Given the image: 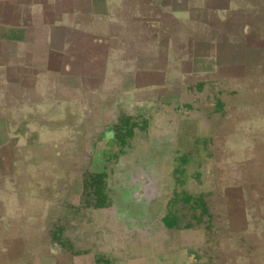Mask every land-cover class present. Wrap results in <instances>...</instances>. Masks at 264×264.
Segmentation results:
<instances>
[{
	"label": "crops",
	"instance_id": "crops-1",
	"mask_svg": "<svg viewBox=\"0 0 264 264\" xmlns=\"http://www.w3.org/2000/svg\"><path fill=\"white\" fill-rule=\"evenodd\" d=\"M187 112L264 264V0H0V264H93L124 137Z\"/></svg>",
	"mask_w": 264,
	"mask_h": 264
},
{
	"label": "rangeland",
	"instance_id": "rangeland-1",
	"mask_svg": "<svg viewBox=\"0 0 264 264\" xmlns=\"http://www.w3.org/2000/svg\"><path fill=\"white\" fill-rule=\"evenodd\" d=\"M195 116L187 112L164 141L138 144L124 137L123 156L108 164L115 173L108 176V184L116 182L121 190L106 192L108 208L100 213L107 219L106 252L96 251L91 263L241 264L243 253L256 247L249 228L239 225L237 211L228 206L233 196L221 189V178L210 165L214 147L205 142L210 122ZM117 129L124 136L131 128L127 124ZM137 130L143 141L148 129ZM259 154L264 155V144ZM252 169L247 171L250 177H263L264 166L263 175L259 167ZM94 242L98 240L92 239L91 246Z\"/></svg>",
	"mask_w": 264,
	"mask_h": 264
}]
</instances>
